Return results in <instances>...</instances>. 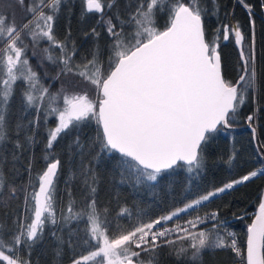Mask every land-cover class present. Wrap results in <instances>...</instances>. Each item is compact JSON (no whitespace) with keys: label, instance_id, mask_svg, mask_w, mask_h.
Masks as SVG:
<instances>
[{"label":"snow or ice","instance_id":"6c2138e0","mask_svg":"<svg viewBox=\"0 0 264 264\" xmlns=\"http://www.w3.org/2000/svg\"><path fill=\"white\" fill-rule=\"evenodd\" d=\"M18 2L24 4V0ZM61 3L62 0H48L47 3L39 0L38 5L27 9L32 19L19 28L9 16L0 13V44L6 45L0 50V149L8 139L5 113L17 81H23L26 87L22 93L24 103L36 112V119L29 121V126H38L41 109H45V118L49 115L58 118L57 126L49 133L48 149L62 133L95 117L100 128L97 159L100 153L118 152L121 154L120 164L125 169L135 170L137 182L142 179L157 181L167 170L183 164L187 165L189 172H198L203 166L202 145L207 144L213 133L232 127L231 121L244 105L246 92L255 87L254 48L249 49L247 56L243 47L240 48L242 74L234 84L227 82L222 75L219 44L216 40L206 39L204 13L193 0L188 3L183 0H137L135 11L128 14L126 22L119 23V17H116L118 23H113L112 18L102 19L113 41L107 70L95 56L81 65L75 63L78 51L74 42L70 39L60 41L53 32ZM105 6L112 9L116 0L107 5L102 0H86L87 12L102 14ZM45 8L51 14L46 13ZM157 14L168 17L163 30L155 26ZM126 27L134 30L126 33ZM25 30H29L27 34L34 45L41 40L48 42L49 47L43 52L45 59L60 64L57 79L59 75L83 78L94 86L100 97L98 101L94 103L86 92L69 95L61 88L60 92L51 94L48 88L41 86L40 77L27 58V46H18L23 45L21 32ZM217 32L224 41L231 37L238 45L244 41L239 27L224 25ZM92 35L99 37L95 29ZM56 48L60 55L54 58L52 50ZM248 120L251 121L252 117L249 116ZM17 129L18 132L24 131L25 126L18 125ZM25 139L32 143V137L26 136ZM76 143L79 144L78 138ZM14 147L21 149L23 145L17 140ZM261 157L264 158V152ZM59 165V159H53L39 176L38 191L31 194L34 205L31 223L18 224L15 233L5 232L0 225V262L30 264L20 256L21 246L30 252L42 236L45 219L57 223L53 193ZM258 174L264 175V167L200 195L167 215L147 222L141 220L127 228L109 220L106 208H97L96 189L90 187L93 195L88 197L85 209L73 212L69 204L68 215L62 214L65 222L87 217L88 227L84 236L79 238V246L87 254L74 259L73 264H134L133 258H136L135 264H145L142 252L149 257L147 264H153L157 250L164 246H172L178 258L191 250L193 260L200 259L205 249L230 248L245 260V264H264V202L260 203L259 212L248 227L246 257L234 238L226 242L219 235L223 224L217 221L216 212L206 214L203 219L197 216L195 220L187 221L188 227L165 226L181 214L200 208L205 202ZM6 187L8 192L0 196V202L15 199L17 193L15 187L6 184L0 169V193ZM28 199L26 196V202ZM131 215L125 207L117 218ZM205 220L215 221L212 229L192 231L197 223L203 224ZM173 233H178L175 240L169 238ZM9 234L11 238L5 239ZM227 235L232 237L233 234ZM180 241H188V247H174Z\"/></svg>","mask_w":264,"mask_h":264},{"label":"trees","instance_id":"16d2710c","mask_svg":"<svg viewBox=\"0 0 264 264\" xmlns=\"http://www.w3.org/2000/svg\"><path fill=\"white\" fill-rule=\"evenodd\" d=\"M47 2L48 0H45V3ZM102 2L107 5L111 0ZM183 2L188 3L189 0ZM193 3L204 13L206 39L216 40L219 44L225 80L234 83L242 74L241 58L233 37L224 41L217 32V29H222L224 25L231 28L232 23H236L244 35L242 47L245 56L250 48H254L257 73L255 87L246 92L245 103L240 106L231 121L232 127L213 133L207 144L202 145L203 166L198 172H189L187 165L183 164L167 170L157 181L142 179L137 182L135 170L125 169L120 164L121 154L115 151L103 152L97 159V153L100 151V128L95 117L86 119L77 128L62 133L53 142L52 148L48 149L49 133L57 126L58 118L55 115L45 118V109H41L38 126H29V121L36 119V112L34 108L25 105L22 93L26 91V87L23 81H17L5 113L8 139L0 149V169L3 170L6 184H11L17 189L15 199L0 202V225H3L5 232L15 233L18 224L31 223L34 215L31 194L38 189L39 176L53 159L60 161L53 193L57 223L52 224L50 219H45L42 236L30 252L21 246L20 256L30 261V264H73L74 259L87 254V251L79 246V238L84 236L88 227L87 217L65 222L62 214L68 215L69 204L72 205L73 212L85 209L88 197L93 195L90 187L96 189L94 196L97 208H106L109 220L127 228L141 220L147 222L160 215H167L200 195L264 167V158L261 157V152H264V0H193ZM11 4H14L13 10L10 8ZM38 4L39 0H24L23 5L18 0H0V13L9 17L12 11L17 14L19 17L14 23L19 28L32 18L27 11L28 7ZM136 5L137 0H116L115 7L109 9L105 6L101 14L87 12L86 0H62L59 15L55 20L54 35L60 41L70 39L74 42L78 51L75 63L83 65L95 56L107 70L113 41L106 32L102 19L112 18L113 23H118L116 17H119V23H124L128 14L135 11ZM44 10L51 14L47 8ZM167 19V15L157 14L155 26L163 30ZM31 28L32 25L29 30ZM93 29L99 33L98 38L92 35ZM29 30L21 32L23 45L18 46H27V58L40 77V85L48 88L51 94L60 92L61 88L69 95L86 92L89 99L97 102L100 98L97 91L83 78L59 75L57 79L60 64L45 59L43 52V49L49 47L48 42L41 40L34 45L27 34ZM133 30L125 28L126 33ZM2 45L0 44V50L6 46ZM33 52L36 55H33ZM52 55L54 58L59 57V49H53ZM59 103L62 106V101ZM249 116L252 117L251 121L248 120ZM21 124L25 126V130L18 132L17 126ZM247 124L254 126L255 137ZM26 136L32 137L31 144L26 142ZM77 138L79 144L76 143ZM17 140L23 145L21 149L14 147ZM263 187L264 175L258 174L249 181L234 185L232 189L205 202L200 208L181 214L179 218L217 210V221L223 224V227L219 228V235L226 242H230L225 230L227 227L234 229L243 250L247 226ZM7 192L6 187L0 196L6 195ZM26 196L29 197L27 202ZM125 207L132 215L117 218V214ZM213 223L215 221L197 226L192 231L210 230ZM177 235L178 233H175L169 238L175 240ZM10 238V234L5 236V239ZM181 246L187 248L188 241H180L174 247ZM191 255L189 250L186 256L178 258L172 246H164L157 250L153 264H245V260L230 248L205 249L197 260L191 259ZM141 258L147 264L149 257L142 252Z\"/></svg>","mask_w":264,"mask_h":264},{"label":"built area","instance_id":"2783aa9c","mask_svg":"<svg viewBox=\"0 0 264 264\" xmlns=\"http://www.w3.org/2000/svg\"><path fill=\"white\" fill-rule=\"evenodd\" d=\"M213 212H216L217 213V210H211V211H207V212H202V213L194 214V215L189 216L187 218H181V217L179 218L178 217L176 220H174V221H172L170 223H167L165 226L166 227H170V228H174L177 225H179L181 227H188L187 221H189V220H195L197 216H199V217H201L203 219V218H205L206 214H211ZM217 219H218V215H217ZM208 222H210V221L209 220H205V223H208ZM205 223H203V224H205ZM199 225H202V224L197 223V226H199ZM226 233H232L233 234L232 237H229L228 236L229 237V240H231L232 238H234L236 240L237 247H239L242 250V247H241V245H240V243H239V241L237 239L235 230L232 229V228H228L227 227L226 228ZM173 234H175V233H173ZM173 234H170V236H172ZM242 252L244 254V249L242 250Z\"/></svg>","mask_w":264,"mask_h":264},{"label":"water","instance_id":"95a60500","mask_svg":"<svg viewBox=\"0 0 264 264\" xmlns=\"http://www.w3.org/2000/svg\"><path fill=\"white\" fill-rule=\"evenodd\" d=\"M32 18H30L26 23H28L30 20H31ZM25 23V24H26ZM232 26H235V27H238L237 25H236V23H232L231 24V27ZM233 40H234V43H235V39H234V37H233ZM243 43V42H242ZM3 45H5V44H3ZM2 45V46H3ZM235 45H236V47H237V49H238V52H239V50H240V48L242 47V44H236L235 43ZM0 49H1V47H0ZM239 54H240V52H239ZM222 75H223V73H222ZM238 80V79H237ZM236 80V81H237ZM235 81V82H236ZM234 82V83H235ZM233 83V84H234ZM247 127L248 128H250L251 130H252V132H253V136L255 137V131H253V130H255V128H254V126L252 125V124H247ZM39 187V186H38ZM37 191H38V189H37ZM262 202H264V187L262 188V191H261V194H260V198H259V202H258V204H257V206H256V208H255V211H254V214H253V216H252V218H251V220H250V222H249V224H248V226H247V230H246V238H245V241H244V257H246V250H247V237H248V227L253 223V221L255 220V218H256V214L259 212V205H260V203H262ZM134 259V258H133ZM134 264H135V259H134Z\"/></svg>","mask_w":264,"mask_h":264},{"label":"rangeland","instance_id":"374dc122","mask_svg":"<svg viewBox=\"0 0 264 264\" xmlns=\"http://www.w3.org/2000/svg\"><path fill=\"white\" fill-rule=\"evenodd\" d=\"M13 6H14V4H11V6H10V8H12V10H13ZM19 16H17V14H15L13 11L11 12V16L9 17L11 20H15V19H17ZM95 103V102H94Z\"/></svg>","mask_w":264,"mask_h":264},{"label":"bare ground","instance_id":"6f19581e","mask_svg":"<svg viewBox=\"0 0 264 264\" xmlns=\"http://www.w3.org/2000/svg\"><path fill=\"white\" fill-rule=\"evenodd\" d=\"M118 153V152H117Z\"/></svg>","mask_w":264,"mask_h":264}]
</instances>
